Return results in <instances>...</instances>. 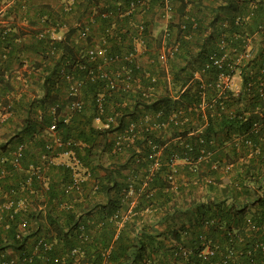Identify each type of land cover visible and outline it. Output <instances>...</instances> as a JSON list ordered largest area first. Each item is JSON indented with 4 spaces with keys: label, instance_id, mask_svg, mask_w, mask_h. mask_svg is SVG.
<instances>
[{
    "label": "trees",
    "instance_id": "16d2710c",
    "mask_svg": "<svg viewBox=\"0 0 264 264\" xmlns=\"http://www.w3.org/2000/svg\"><path fill=\"white\" fill-rule=\"evenodd\" d=\"M131 1L78 0L71 23L63 11L57 20L46 16L47 21L67 27L63 39L54 43L59 56H50L46 44L35 38L41 23L30 29L29 43L8 42L19 36L14 26L3 42L10 49L0 67V108L9 106L8 112H13V104L5 97L12 87L4 64L12 54L30 49L51 69L40 85L42 97L27 103L21 115L20 137L15 135L14 143L10 139L0 147L6 157L3 179L15 178L8 186L0 181L5 193L15 192L8 199L10 209L0 208V264L9 260L12 264H56L57 257L63 258V264H73L71 251L76 247L81 249L77 264H208L227 249L236 252L239 264H250L248 252L255 264L260 263L257 243H264V0H169L174 17L164 40L161 31L156 37L151 35L145 13L140 34L144 52L130 60L124 57L133 52L141 19L96 16L92 36H105V28L114 27L112 36L105 37L104 57L87 61L85 50L93 39H76V25L89 24L83 15L93 7L106 6L124 12ZM117 2H121L119 7ZM160 2L151 0V8H159ZM162 42L165 51L170 48L165 55L172 92L158 61ZM66 62L77 77L86 78L79 63L102 65L109 75L118 73L117 90L107 89L105 80H86L81 92L84 110L69 113V99L56 83L57 68ZM220 74L237 78V88L216 87ZM150 76L157 77L160 93L146 98L139 89L146 87ZM99 89L104 92L101 119L113 118L109 129L94 123ZM34 108L39 110L37 116H31ZM139 115L147 121H138ZM130 122L135 123L136 133L126 134L131 141L117 144L123 134L119 132ZM51 125L60 147H46L44 132ZM22 142L25 148L16 170L10 165V151ZM153 146L159 152L155 158ZM65 151L74 154L86 177L78 191L65 192L73 179L71 168L41 161V156L52 158ZM30 165L42 168L37 177L31 176L27 187ZM5 202L0 197V206ZM248 219L260 228L248 229ZM21 221L27 224L22 232ZM160 226L165 228L160 230ZM83 234L85 240H81ZM29 238H35L34 244L39 239L49 244L30 262L25 260L30 256ZM203 240L217 245L213 258L198 257ZM10 249L18 254L17 259L5 253Z\"/></svg>",
    "mask_w": 264,
    "mask_h": 264
},
{
    "label": "built area",
    "instance_id": "2783aa9c",
    "mask_svg": "<svg viewBox=\"0 0 264 264\" xmlns=\"http://www.w3.org/2000/svg\"><path fill=\"white\" fill-rule=\"evenodd\" d=\"M62 11L65 14H70L75 8L76 5V0H62ZM121 2H117L116 6L119 7ZM10 4L13 5H18L21 11L25 9L27 0H10ZM96 7L91 8L90 13L87 14V18L89 19L88 22L89 24L83 25H76L78 27V33L76 39L78 40H86L90 37H92V45H90L86 50L85 54L87 57V61H94L97 58H103L105 55V48L103 47L106 45L107 40L105 37H111L112 32H113V27L114 25H111L110 27L105 28L104 34L100 35L99 37H95L91 35V29L93 25H96L95 19L96 16H98L100 19H112L114 20V14H117L119 18L123 16H135L137 19H141L138 21L136 28L138 31V37L134 40V49L133 52L126 54L124 57L125 60H130L133 57H137L142 55L144 52L143 48V38L140 36L142 35L143 31V25H142V17L144 16L145 13H147V17H152L153 15L156 16V18H159L163 22V28H162V38L164 40L165 36L167 35V25L173 20L174 17V10L172 8V5L170 4L169 0H161L159 8L155 7L154 9L151 8V0H133L129 3L127 6L126 10L124 12H121V10H115V9H109L107 6L105 8L99 9ZM47 17L45 15L41 16L40 18V23L42 26L38 29L35 38L39 41H43L44 44H46V50L47 53L50 56H57L58 55V50L55 48V44L58 41H61L63 39L64 33L67 29V27L64 24L60 23H52L50 21H47ZM142 21V22H141ZM0 24L3 26V30L0 33V67L2 66V62L6 59V56L9 51V46H4L3 42L7 40L11 36V26L6 23H2L0 20ZM8 42H11L14 45H20L24 42V37L22 36H14L12 37L11 41L8 40ZM48 45V47H47ZM166 52H170V48H168L165 51V46L164 42H162V46L159 52L158 56V61L161 65L164 66L165 70V75L163 77V80L166 82V85L168 89L172 92L173 88V83L170 81V77L168 74V68L166 67ZM59 56V55H58ZM215 64L218 63V61L214 62ZM69 68V63H62L58 68H57V85H62L65 93H66V98L69 99L67 105H66V110L69 113H80L84 110L85 106V101L82 99L81 92L83 87L85 86L86 80H90L91 82L95 80H105V87L109 90H117L118 85H117V76L118 73H114L113 75H109V72L103 68L102 65H96L95 67H87L85 64L79 63L78 68L81 71H86V78L82 77H77L75 74L68 70ZM264 69V67H263ZM8 72V71H7ZM195 77H198V75H195ZM17 78L21 79V76L19 72H17ZM232 79H229L228 77L223 76L220 74L218 77V81L216 84V87L223 89L225 87H231L232 89H236L232 87ZM138 83V82H137ZM140 84H137V87L139 88ZM159 84H157V77L155 76H150L149 77V82L147 83L146 87L140 86L139 90H142V95L144 97H148L152 95V93H157L159 95V91L157 90V87ZM127 88H129V85H126ZM124 88V87H123ZM184 88H182L179 92H183ZM109 93V92H108ZM173 94V93H172ZM174 95V94H173ZM103 97H104V92L103 90L99 89L96 93V96L94 98L95 105H96V113H95V118H94V123L99 125L101 129H109L111 122H113L112 117H105L104 120L101 119V117L104 115V106H103ZM6 98H9L6 96ZM204 98V97H203ZM203 98L201 100L200 106L203 107ZM9 106H3L0 108V124L4 122L8 118V115L10 114L8 112ZM57 105L53 106L51 108V114L54 117L57 114ZM67 119V118H66ZM138 121H147L146 117H143L142 115H139ZM138 123V122H137ZM158 126H152L151 129H155ZM136 125L135 123H128L126 129L122 132V135L118 136V141L117 144L121 140H129L131 141V137H125L126 134H131L136 133ZM46 132V133H45ZM44 136L45 139H48V143L46 144V147H60L61 142L59 138L55 135L54 133V125H51L50 127L45 130ZM36 136V135H35ZM52 147V148H53ZM25 148V143H19L17 144L13 150L10 151L11 155V166L19 170L20 169V157L23 152V149ZM153 150L156 153H153L152 157L155 158L157 154L159 153L158 150L155 148V146L152 147ZM57 159H61L60 162H56ZM4 161H6V157L4 155L0 154V181L7 175L5 167L3 165ZM41 161H48V163L52 164H64L71 168L74 172L73 174V179L72 181L65 187V192L69 191H78L80 188V184L82 181L86 179L85 176H83V171L79 168L78 161L75 159L74 154L70 151H65L62 152L61 154H58L56 157L52 158H47L45 156H41ZM177 162V161H176ZM154 166H157V162L155 161ZM42 167L40 165H30L28 167V170L26 173H28L27 178L25 180V185L28 187L29 182L31 180V176H38L39 171ZM39 178V177H38ZM22 189H25V186H21ZM1 189V188H0ZM30 192H32L30 190ZM15 192L10 191V193H2L0 192V197H3L6 199V202L3 203L0 208L4 209L5 211L10 209L11 203L8 200L9 196ZM131 195V192L128 193ZM9 201V202H8ZM22 202L20 204H17L18 206H21ZM134 202H132L133 204ZM64 206H60V209H62ZM247 228L250 230H256L259 229L260 227H257L256 224L251 222L249 219L246 220ZM27 224L26 221H21L18 225L19 230L22 232L26 229ZM263 232H264V224L262 225ZM81 230H83L81 228ZM86 236L83 234V237H81V240H85ZM257 248L260 250L259 252L261 253V260L259 264H264V243H257ZM49 249V244L45 243L43 239H39L35 242L33 245L32 249L30 250V256L26 257V261H31L32 257L36 256L38 254L39 250L46 251ZM80 247H76L71 251V255L74 257L73 258V264H77L79 261L78 252L80 251ZM218 253V247L217 245H214L211 243L210 240H203L202 241V247L198 251V257L201 259H206V258H213L215 254ZM236 252L232 249H227L226 252L223 255H219V257L215 260L210 261L208 264H239L237 262V254ZM249 257H250V264H255L254 259H252V255L250 252H248ZM183 255H185V251L183 252ZM54 262L56 264H63V258L57 257ZM3 264H12V260H9L8 263L4 262Z\"/></svg>",
    "mask_w": 264,
    "mask_h": 264
},
{
    "label": "crops",
    "instance_id": "0c3cea01",
    "mask_svg": "<svg viewBox=\"0 0 264 264\" xmlns=\"http://www.w3.org/2000/svg\"><path fill=\"white\" fill-rule=\"evenodd\" d=\"M61 1L62 0H27L25 9L21 11L22 9H20L18 5L10 4V0H0V20L2 23L14 26L18 31V35L24 37V42L29 43L31 41L30 31L36 26L38 27L41 16H49L54 20L61 18ZM76 2L77 5H75V7L79 8L78 0H76ZM74 12L66 14V20L69 23L75 20L72 19ZM85 18H87L86 14L83 15V19ZM4 64L9 74V80L7 81H9L8 83H10L12 87V90L6 96L9 97L7 99L10 104H13V112L12 114L9 112L10 114L8 117L11 119L8 124L0 127V147L4 143H8L10 139L13 140V138L16 137L15 135L20 137L22 132L21 115L24 113L27 103L42 97L40 85L43 84L45 76L51 69L50 64H45L38 54L32 52L30 49L22 50L18 54H12V57L6 60ZM17 72H19L21 79L17 78ZM62 99L61 97V101ZM38 114L39 110L34 108V112H32L31 116H37ZM14 142L15 140L11 141V144ZM60 161L61 159L56 160V162ZM14 180L15 178L3 179V185L6 184L8 186ZM0 192L4 193V190L0 189ZM252 211H247V213L250 214ZM163 228H165V226L159 227L160 230H163ZM34 239L35 238L27 239L26 247L28 249H32ZM5 253L12 259H17L16 257H18V254L11 249L6 250Z\"/></svg>",
    "mask_w": 264,
    "mask_h": 264
},
{
    "label": "rangeland",
    "instance_id": "374dc122",
    "mask_svg": "<svg viewBox=\"0 0 264 264\" xmlns=\"http://www.w3.org/2000/svg\"><path fill=\"white\" fill-rule=\"evenodd\" d=\"M148 19L150 20L151 35L153 37H156L160 33V31H162L163 22L159 18H156L155 15H153L150 18L148 17ZM237 85H238V79L234 78L232 80V87L237 88Z\"/></svg>",
    "mask_w": 264,
    "mask_h": 264
}]
</instances>
